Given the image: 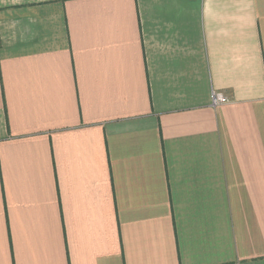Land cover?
<instances>
[{
	"label": "crops",
	"instance_id": "obj_1",
	"mask_svg": "<svg viewBox=\"0 0 264 264\" xmlns=\"http://www.w3.org/2000/svg\"><path fill=\"white\" fill-rule=\"evenodd\" d=\"M0 264H264V0H0Z\"/></svg>",
	"mask_w": 264,
	"mask_h": 264
},
{
	"label": "built area",
	"instance_id": "obj_2",
	"mask_svg": "<svg viewBox=\"0 0 264 264\" xmlns=\"http://www.w3.org/2000/svg\"><path fill=\"white\" fill-rule=\"evenodd\" d=\"M230 101V99L224 95L221 92L213 91L211 95V104L212 106H218V105H223L226 104Z\"/></svg>",
	"mask_w": 264,
	"mask_h": 264
}]
</instances>
